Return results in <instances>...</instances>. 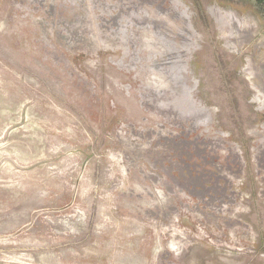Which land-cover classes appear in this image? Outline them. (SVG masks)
Masks as SVG:
<instances>
[{
	"label": "rangeland",
	"instance_id": "obj_1",
	"mask_svg": "<svg viewBox=\"0 0 264 264\" xmlns=\"http://www.w3.org/2000/svg\"><path fill=\"white\" fill-rule=\"evenodd\" d=\"M0 264H264V4L0 0Z\"/></svg>",
	"mask_w": 264,
	"mask_h": 264
},
{
	"label": "trees",
	"instance_id": "obj_2",
	"mask_svg": "<svg viewBox=\"0 0 264 264\" xmlns=\"http://www.w3.org/2000/svg\"><path fill=\"white\" fill-rule=\"evenodd\" d=\"M259 4H264V0H255Z\"/></svg>",
	"mask_w": 264,
	"mask_h": 264
}]
</instances>
